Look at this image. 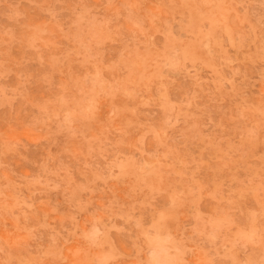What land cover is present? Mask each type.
<instances>
[{
  "label": "rangeland",
  "instance_id": "374dc122",
  "mask_svg": "<svg viewBox=\"0 0 264 264\" xmlns=\"http://www.w3.org/2000/svg\"><path fill=\"white\" fill-rule=\"evenodd\" d=\"M0 264H264V0H0Z\"/></svg>",
  "mask_w": 264,
  "mask_h": 264
}]
</instances>
